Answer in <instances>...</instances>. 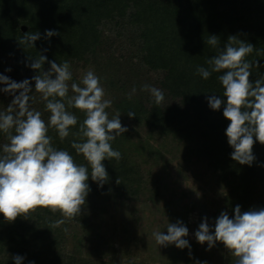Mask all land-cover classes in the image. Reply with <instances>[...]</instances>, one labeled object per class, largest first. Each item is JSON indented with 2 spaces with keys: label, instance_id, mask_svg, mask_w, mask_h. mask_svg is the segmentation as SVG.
Returning a JSON list of instances; mask_svg holds the SVG:
<instances>
[{
  "label": "trees",
  "instance_id": "1",
  "mask_svg": "<svg viewBox=\"0 0 264 264\" xmlns=\"http://www.w3.org/2000/svg\"><path fill=\"white\" fill-rule=\"evenodd\" d=\"M46 30L59 34L49 38ZM28 32L40 34L34 48H23L18 43ZM209 35L220 38V50L230 35L252 43L255 50L247 59L257 60L259 67L251 69L250 80L264 76V0H0V75L16 82L31 80L36 72L30 68L29 56L37 58L39 54L47 56L48 61H68L71 69L80 62H94L95 57L113 60L110 50L119 38H124L129 51L124 62L129 68L157 73L164 101L156 105L154 98L125 93L118 95L115 108L122 117L145 126L152 134H172L188 141L191 150L202 156L225 184V206L233 217L237 205L242 212L264 208V145L255 142L256 159L251 166L231 159L234 149L225 135L230 121L223 116V105L219 110L208 105L211 95L226 100L218 80L223 73H212L204 80L196 71L198 66L207 68L206 61L218 52L205 43ZM43 67L47 71L50 64L45 62ZM5 87L0 83V89ZM31 87L36 97L31 106L42 113L47 123L50 113L40 94L34 92V81ZM13 98L0 91V111L6 110ZM68 110L78 118L69 137L61 141L51 127L48 135L55 148L67 150L78 164H86L71 147L72 141L79 139L74 134L85 114L75 108ZM129 110L136 113L135 118L128 117ZM130 140L125 132L111 142L122 158L102 162L109 175L102 187L89 177L86 203L73 221L49 229L50 222L62 217L45 208L36 209L28 218L17 217L14 222L6 221L0 214V264H15L12 257L16 255L24 257L22 264H151L121 260L114 251L107 258L96 252L94 257L86 256L79 250L83 243L76 234L74 248L69 249L70 237L77 230L84 235L91 233L93 218L108 193L116 191L122 199L137 198L143 186L142 174L128 156ZM5 143L7 137L0 132V153ZM117 178L120 184L116 183ZM235 259L227 251L224 264H235Z\"/></svg>",
  "mask_w": 264,
  "mask_h": 264
},
{
  "label": "clouds",
  "instance_id": "2",
  "mask_svg": "<svg viewBox=\"0 0 264 264\" xmlns=\"http://www.w3.org/2000/svg\"><path fill=\"white\" fill-rule=\"evenodd\" d=\"M58 34L54 30L45 33L49 38ZM40 38L39 32H28L18 43L23 48H34ZM205 43L217 48L218 52L206 61L207 68L197 67V74L207 80L212 73H223L218 80L224 89L222 96L226 98L211 95L208 105L212 110H219L223 105V116L230 121L225 135L234 149L231 159L251 166L256 159L253 154L255 142L264 145V76L251 81V69L258 68L259 63L247 59L255 46L236 35L228 37L222 50L218 48L220 38L216 35H209ZM29 59L32 61L30 68L36 72L31 80L16 82L0 75V83L6 85L0 91L14 97L6 110L0 111V132L8 140L0 153V214L6 221L14 222L17 217L28 218L36 209L45 208L60 213L62 218L50 222L48 227L59 228L81 215L90 191L89 177L100 187L108 182L109 175L102 162L122 158L111 142L128 129L122 125L120 113L109 118L106 109L112 106V101L104 98L100 78L93 71H87L79 82H75L68 61H48L42 54L37 58L29 56ZM45 62L50 64L47 71L43 67ZM32 81L35 82L34 92L40 94L45 110L50 113L47 123L42 119V113L31 106L30 102L36 99L32 95ZM142 90L151 94L156 105L164 101L162 90L148 84L143 85ZM135 91L133 88L132 92ZM69 108L85 114L74 134L79 139H74L71 147L77 155L83 156L86 164H78L67 150L55 148L48 135L51 127L61 141L69 137L70 129L78 123L77 116ZM127 115L136 117L131 110ZM116 183L120 184L119 178ZM166 228L167 234L153 232L158 246L174 244L179 249H190L185 239L189 230L183 222L168 223ZM63 230L68 231L67 228ZM195 238L202 245L207 243L208 249L217 242L222 243L236 258L235 264H264V208L242 212L237 205L231 218L227 212H221L215 220L214 230L205 217L195 232ZM12 259L15 264H22L24 257L16 255ZM196 264L207 262L196 261Z\"/></svg>",
  "mask_w": 264,
  "mask_h": 264
},
{
  "label": "rangeland",
  "instance_id": "3",
  "mask_svg": "<svg viewBox=\"0 0 264 264\" xmlns=\"http://www.w3.org/2000/svg\"><path fill=\"white\" fill-rule=\"evenodd\" d=\"M117 41L110 50L113 60L95 57L96 61L80 62L71 69L75 82H79L89 70L100 78L104 98L112 101L107 111L110 119L119 113L115 108L118 95L127 93L151 99V94L143 91L142 86L148 84L159 89L157 73L132 66L129 68L124 62L129 52L126 40L119 38ZM119 118L128 129L131 140L127 143V152L142 174V189L136 199H122L116 191L108 193L93 218L91 233L84 235L77 230L70 237L69 249L74 248L76 234L83 243L79 250L86 256L94 257L92 254L96 252V255L107 258L114 251L121 260L151 264H196V261L224 264L228 251L225 246L217 242L208 249L207 243L202 245L197 242L195 232L205 217L213 230L221 212H227L232 217L225 206V184L202 156L191 150L184 138L172 134H152L143 125H137L121 115ZM177 221L183 222L189 230L185 239L190 249H179L174 244L158 246L153 232L167 234V224Z\"/></svg>",
  "mask_w": 264,
  "mask_h": 264
},
{
  "label": "water",
  "instance_id": "4",
  "mask_svg": "<svg viewBox=\"0 0 264 264\" xmlns=\"http://www.w3.org/2000/svg\"><path fill=\"white\" fill-rule=\"evenodd\" d=\"M22 28H23V30H26V26H23Z\"/></svg>",
  "mask_w": 264,
  "mask_h": 264
}]
</instances>
